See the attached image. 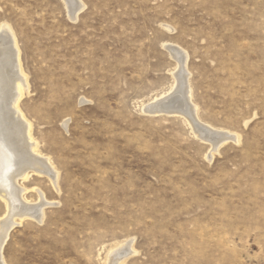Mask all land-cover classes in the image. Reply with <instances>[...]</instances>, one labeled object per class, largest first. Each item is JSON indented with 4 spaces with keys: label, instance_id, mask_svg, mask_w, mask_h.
<instances>
[{
    "label": "rangeland",
    "instance_id": "rangeland-1",
    "mask_svg": "<svg viewBox=\"0 0 264 264\" xmlns=\"http://www.w3.org/2000/svg\"><path fill=\"white\" fill-rule=\"evenodd\" d=\"M78 1L72 17L66 0H0L29 84L21 109L58 173L5 186L15 142L0 118V187L43 207L15 218L4 263L264 264V0ZM167 46L186 55L195 125L143 112L183 74ZM221 130L239 137L213 152Z\"/></svg>",
    "mask_w": 264,
    "mask_h": 264
},
{
    "label": "bare ground",
    "instance_id": "bare-ground-1",
    "mask_svg": "<svg viewBox=\"0 0 264 264\" xmlns=\"http://www.w3.org/2000/svg\"><path fill=\"white\" fill-rule=\"evenodd\" d=\"M66 1L68 4L69 12L72 15V17L79 15V13L81 12V9H83V5L78 0H66ZM70 19H72V18H70ZM7 29L4 28L3 30L0 31V37L3 36L4 38H7L8 44L6 43V45H8V50L10 53H8V56H6V54H1V53L0 54L2 55L1 58L4 56V58L1 59V61H3L4 63L10 62L12 67L10 69L8 76L5 77V80L7 81V83H5V85L2 87V92H1L2 95H1V99H0L1 100L0 101V110H1V117L0 118L2 119V123L4 124V126L8 127V130L10 131L11 136H12V141L15 142L14 149L13 148L12 149L14 150L13 155L15 156L16 160H15V165L11 170L12 172L9 174V176H5V181L7 182V185H5V186H11V184L13 186L14 183H17L18 178H22L23 180L29 179L28 176H29L30 170L37 172V173H40V174L42 173V175L47 174L48 176H50V177L52 176V177H54V179L55 178L57 179V177H58L57 171L55 170V168L53 167V165L51 164L49 159L42 157V154L38 150V143L35 141V139L32 135L33 125L26 118L25 114L23 113V111L21 109V102H22V99L24 98L25 93L27 92L29 84H28L27 76H26V74L22 68V65H21L20 50L18 48L17 41L13 36H11L12 34L9 33V31ZM4 45H5V43H4ZM166 48H168V50L172 54L174 52V54L179 57L178 61L181 63V69L185 70V66H186L187 61L185 59L186 55L184 54V52H181V51H178L180 53L175 52V48L173 46H167ZM179 62H178V64H179ZM184 70L182 72L183 74L179 75V80L174 85V87L168 93L160 96V98H157L153 102L144 106L143 112L148 113L149 115H157L160 113L181 114V115L185 116V119L187 118L190 121L191 125H195V124L199 123V117L197 114V112H198L197 107L192 103L191 89H190L188 82H187V79H186L188 74H186L187 72H184ZM175 74H176V72H175ZM175 74H174V76L177 77V75H175ZM191 127H193V126H191ZM205 128H207V127H205ZM194 130H195V128H194ZM196 134L200 138H203V134L205 135V133L203 131H201L197 128H196ZM3 136H5V135H3ZM1 137H2V135H1ZM211 137H213V138H211ZM237 137H239V136H237L233 133H230V132L227 133L226 131H222V130L221 131H213L211 136H210V138L212 139L211 140L212 141L211 146H213V149H211V150H213V152H216V150H218L226 142H228L230 140L236 142L238 139ZM1 146H3V145H1ZM3 148H4V146H3ZM7 149H9V148H6V151H7ZM211 150H210V152H211ZM9 155L10 154H7L4 157V159L8 160V162L11 160L10 159L11 156L9 157ZM0 157H1V155H0ZM11 163H13V162H11ZM37 175H39V174H37ZM6 182H5V184H6ZM17 187H16L15 192H14L15 193L14 197L12 195H9V193H8L9 191L0 187V197L2 198L1 200H4V202H6V206L8 209L9 216H10V218H8L9 216L7 215L8 216L7 222L2 223V226H1V231H0V264H5L3 261V249H4V246L7 242L9 231L14 227V225L16 223V222H14L16 220L15 218L18 217L19 218L18 220H20V222H22L26 218H29V219L34 218V219H39V220H41L43 218V207L42 206L39 208H35V209L32 207L33 209H31V208H28L29 206L28 207L26 206L27 204H25V203L22 204L23 203V194L25 193V190L17 189ZM43 196L44 195L40 194V197H38V198L39 199L41 198V200H43L44 199ZM28 204H29V202H28ZM34 205H36V204H34ZM37 205H39V204H37ZM37 205L34 207H38ZM17 207L22 209V210L19 211V209ZM3 220L4 219H2L1 221H3ZM126 249H129V247ZM115 254H116V252H115ZM127 254H129V256H130L131 252L127 253ZM127 254L124 253V256L126 257ZM109 255H111V254H109ZM117 257L120 258V256H117ZM107 258H109V257H107ZM110 258H112V257H110ZM114 260L115 259H113V261Z\"/></svg>",
    "mask_w": 264,
    "mask_h": 264
}]
</instances>
